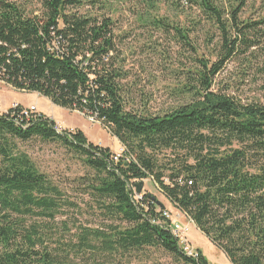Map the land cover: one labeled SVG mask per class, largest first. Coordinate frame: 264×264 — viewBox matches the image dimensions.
Returning <instances> with one entry per match:
<instances>
[{"label": "trees", "instance_id": "1", "mask_svg": "<svg viewBox=\"0 0 264 264\" xmlns=\"http://www.w3.org/2000/svg\"><path fill=\"white\" fill-rule=\"evenodd\" d=\"M178 1L196 12L190 29L162 18L151 24L190 49L192 67L174 89L176 105L149 113L131 106L110 19L73 12L80 0H39V14L0 0V82L93 119L123 149L114 160L81 131L56 132L43 115L0 114V264H130L146 249L209 264L199 250L185 254L156 199L135 193L145 179L228 264H264V103L212 89L228 61L241 60L240 76L254 68L264 16L239 19L251 0ZM203 25L217 32L212 64L188 39ZM33 139L57 142L81 161L77 199L18 151Z\"/></svg>", "mask_w": 264, "mask_h": 264}, {"label": "rangeland", "instance_id": "2", "mask_svg": "<svg viewBox=\"0 0 264 264\" xmlns=\"http://www.w3.org/2000/svg\"><path fill=\"white\" fill-rule=\"evenodd\" d=\"M8 1L20 4L28 13L39 14V0ZM73 12L112 21L116 47L124 58V67L129 73L125 85L131 106L144 105L149 113H158L176 105L174 89L181 85L183 71L192 67L191 52L176 41L172 32L161 31L151 21L153 18H162L165 22L190 29V20L196 14L195 11L180 4L178 0H80ZM263 16L264 0H251L241 11L239 19L254 21ZM203 26L192 35L189 32L188 39L190 45L198 51V57L212 64L216 61L212 49L217 38L212 44L210 42L212 35L216 36L217 32L208 25ZM254 53V68L246 76H240L242 62L239 58L225 63L213 79V91L225 93L242 103H264V52L259 48ZM13 104L23 109L34 107L37 114L49 118L63 131H81L93 145L107 148L116 155L122 153L118 141L93 119L55 107L45 98L16 91L0 82V113H6ZM17 149L29 158L41 174L77 199L72 181L86 171L70 150L57 142L45 143L37 139L18 143ZM135 183L141 184V196L148 195L162 205L170 224L178 223L183 227L182 239L192 252L199 250L209 264H228L225 256L167 202L152 180L145 179ZM70 219L72 223L74 218ZM57 220L63 221L65 217ZM84 221L83 219V223ZM90 226L95 227V224L91 223ZM74 231L72 228V233ZM126 262L180 264L167 254L154 249H146L140 254L127 257Z\"/></svg>", "mask_w": 264, "mask_h": 264}, {"label": "built area", "instance_id": "3", "mask_svg": "<svg viewBox=\"0 0 264 264\" xmlns=\"http://www.w3.org/2000/svg\"><path fill=\"white\" fill-rule=\"evenodd\" d=\"M20 109L19 114L25 118L30 117L31 115H36L37 113L35 112V108L34 107H29L27 109H23L18 107V105L13 104L11 105V110H17ZM123 151V149H121V152ZM120 154H115L114 160H116V158L119 156ZM163 215L168 218V215L164 212ZM172 226V234L179 240V244H181L182 246L187 247L186 245V241L184 239H182L183 237V233H184V229L183 227L178 224V223H174L171 224ZM188 248V247H187ZM188 252L191 253L193 255V252L188 248Z\"/></svg>", "mask_w": 264, "mask_h": 264}, {"label": "bare ground", "instance_id": "4", "mask_svg": "<svg viewBox=\"0 0 264 264\" xmlns=\"http://www.w3.org/2000/svg\"><path fill=\"white\" fill-rule=\"evenodd\" d=\"M54 129H55L56 132H62V131H63V130L61 129V127H59V126L56 125V124H55V128H54ZM180 246L183 248V251L185 252V254H187L188 256H192V254L188 252V248H187V247L182 246L181 244H180ZM182 248H181V249H182ZM193 254H194V253H193Z\"/></svg>", "mask_w": 264, "mask_h": 264}, {"label": "water", "instance_id": "5", "mask_svg": "<svg viewBox=\"0 0 264 264\" xmlns=\"http://www.w3.org/2000/svg\"><path fill=\"white\" fill-rule=\"evenodd\" d=\"M141 189V184H137L135 188V193L139 195L141 193Z\"/></svg>", "mask_w": 264, "mask_h": 264}, {"label": "crops", "instance_id": "6", "mask_svg": "<svg viewBox=\"0 0 264 264\" xmlns=\"http://www.w3.org/2000/svg\"><path fill=\"white\" fill-rule=\"evenodd\" d=\"M30 105H32V104H30ZM1 114V113H0ZM46 116H48V115H46ZM55 121V120H54Z\"/></svg>", "mask_w": 264, "mask_h": 264}]
</instances>
